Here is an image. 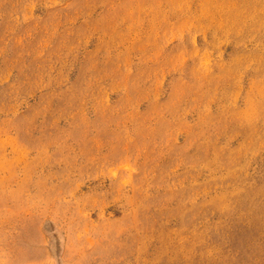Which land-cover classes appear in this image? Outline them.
<instances>
[{
	"label": "rangeland",
	"instance_id": "rangeland-1",
	"mask_svg": "<svg viewBox=\"0 0 264 264\" xmlns=\"http://www.w3.org/2000/svg\"><path fill=\"white\" fill-rule=\"evenodd\" d=\"M0 264H264V0H0Z\"/></svg>",
	"mask_w": 264,
	"mask_h": 264
}]
</instances>
